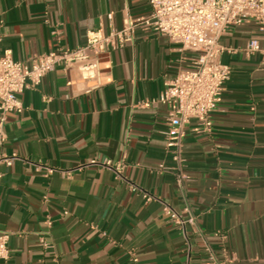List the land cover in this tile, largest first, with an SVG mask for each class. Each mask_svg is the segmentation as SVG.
I'll return each mask as SVG.
<instances>
[{"label":"crops","instance_id":"crops-1","mask_svg":"<svg viewBox=\"0 0 264 264\" xmlns=\"http://www.w3.org/2000/svg\"><path fill=\"white\" fill-rule=\"evenodd\" d=\"M149 13V0H0V52L30 64ZM257 35H222L230 77L211 130L184 127L180 162L167 106L149 102L194 54L166 35L138 25L95 57L93 78L62 64L28 86L0 137V157L17 156L0 164V264H264V39L246 52Z\"/></svg>","mask_w":264,"mask_h":264},{"label":"built area","instance_id":"built-area-1","mask_svg":"<svg viewBox=\"0 0 264 264\" xmlns=\"http://www.w3.org/2000/svg\"><path fill=\"white\" fill-rule=\"evenodd\" d=\"M149 5L150 13L145 18H128L122 29L109 34L101 29L90 31L83 46L36 56L30 64L14 59L9 50L0 52L1 140L7 116L23 111L21 94L28 86H37L48 72L62 64L76 65L84 78H93L97 66L95 57L109 48L123 47L132 40L134 29L141 25L166 35L194 54L192 68L179 70L165 82L158 97L149 102L167 106L166 147L173 150V159L180 162L184 127L195 120L202 131L211 130L212 114L230 77L231 68L221 61V55L231 49L220 43L222 35L231 26L253 24L258 35L248 41L246 52L259 51V39H264V0H149ZM16 157V154L0 157V164L9 166ZM105 164L111 165V162L107 160ZM46 169L50 173L54 171ZM143 197L146 201L153 199L148 193ZM164 212L173 222L185 226L181 214L171 206L164 205ZM8 241L9 234L0 232V260L10 257ZM210 264L228 263L213 257Z\"/></svg>","mask_w":264,"mask_h":264}]
</instances>
